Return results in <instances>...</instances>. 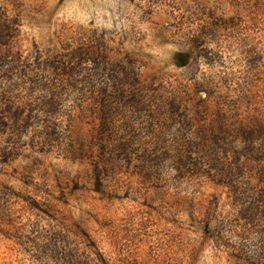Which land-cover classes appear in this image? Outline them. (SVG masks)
<instances>
[{"label": "rangeland", "instance_id": "rangeland-1", "mask_svg": "<svg viewBox=\"0 0 264 264\" xmlns=\"http://www.w3.org/2000/svg\"><path fill=\"white\" fill-rule=\"evenodd\" d=\"M0 264H264V0H0Z\"/></svg>", "mask_w": 264, "mask_h": 264}]
</instances>
